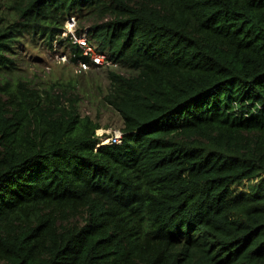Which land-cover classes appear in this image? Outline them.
<instances>
[{"label": "trees", "instance_id": "obj_1", "mask_svg": "<svg viewBox=\"0 0 264 264\" xmlns=\"http://www.w3.org/2000/svg\"><path fill=\"white\" fill-rule=\"evenodd\" d=\"M70 16L121 144L18 75ZM0 264H264V0H1Z\"/></svg>", "mask_w": 264, "mask_h": 264}, {"label": "rangeland", "instance_id": "obj_2", "mask_svg": "<svg viewBox=\"0 0 264 264\" xmlns=\"http://www.w3.org/2000/svg\"><path fill=\"white\" fill-rule=\"evenodd\" d=\"M78 26L80 27L79 23ZM85 27H89V24ZM19 59L18 75L31 81L36 88L49 86L56 81L77 83L81 112L92 116L102 126L96 132L101 137L100 146L109 144L114 131L123 127L116 110L104 102V96L110 88L106 69L79 74L73 63L59 62L57 55L51 49L42 46L40 42L22 49Z\"/></svg>", "mask_w": 264, "mask_h": 264}, {"label": "built area", "instance_id": "obj_3", "mask_svg": "<svg viewBox=\"0 0 264 264\" xmlns=\"http://www.w3.org/2000/svg\"><path fill=\"white\" fill-rule=\"evenodd\" d=\"M79 28L77 18L70 16L59 36L60 40H64L68 44L66 47L67 51L62 50L58 40L54 43V48L52 49L53 53L57 55V60L64 63H73L76 67V72L79 74L87 73L93 69H112L117 67L106 53L98 51L96 43L89 38L88 29L79 31ZM72 46H75L76 49L73 50ZM123 136L124 133L121 129L115 130L110 137L108 145L121 144ZM98 146H100V143Z\"/></svg>", "mask_w": 264, "mask_h": 264}, {"label": "clouds", "instance_id": "obj_4", "mask_svg": "<svg viewBox=\"0 0 264 264\" xmlns=\"http://www.w3.org/2000/svg\"><path fill=\"white\" fill-rule=\"evenodd\" d=\"M78 21V20H77ZM79 23V22H78ZM64 27H65V24H64ZM85 29H88V28H85ZM63 50V49H62ZM66 51H67V49H66ZM113 69V68H112ZM90 72V71H89ZM108 145V144H107Z\"/></svg>", "mask_w": 264, "mask_h": 264}]
</instances>
